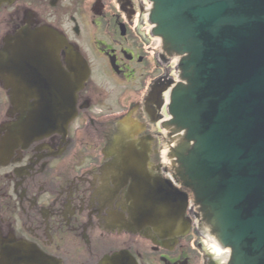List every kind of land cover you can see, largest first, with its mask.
Wrapping results in <instances>:
<instances>
[{"label": "flooded vegetation", "instance_id": "obj_1", "mask_svg": "<svg viewBox=\"0 0 264 264\" xmlns=\"http://www.w3.org/2000/svg\"><path fill=\"white\" fill-rule=\"evenodd\" d=\"M171 60L149 0L0 5V264H224L199 206L180 229L135 217V178L176 183Z\"/></svg>", "mask_w": 264, "mask_h": 264}, {"label": "water", "instance_id": "obj_2", "mask_svg": "<svg viewBox=\"0 0 264 264\" xmlns=\"http://www.w3.org/2000/svg\"><path fill=\"white\" fill-rule=\"evenodd\" d=\"M150 1L186 82L169 105L168 124L184 133L170 155L179 177L230 248L228 264H264V0ZM134 192L138 221L188 226L187 195L169 181L135 178Z\"/></svg>", "mask_w": 264, "mask_h": 264}, {"label": "rangeland", "instance_id": "obj_3", "mask_svg": "<svg viewBox=\"0 0 264 264\" xmlns=\"http://www.w3.org/2000/svg\"><path fill=\"white\" fill-rule=\"evenodd\" d=\"M162 161H165L166 163H167V161H166V159H161ZM169 163V162H168Z\"/></svg>", "mask_w": 264, "mask_h": 264}]
</instances>
